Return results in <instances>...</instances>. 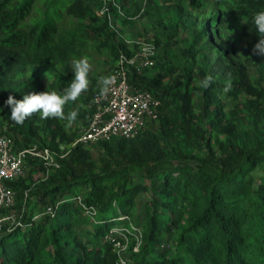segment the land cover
I'll return each mask as SVG.
<instances>
[{
	"label": "trees",
	"instance_id": "16d2710c",
	"mask_svg": "<svg viewBox=\"0 0 264 264\" xmlns=\"http://www.w3.org/2000/svg\"><path fill=\"white\" fill-rule=\"evenodd\" d=\"M105 1L0 0V133L16 149L46 146L40 132L54 134L60 118L33 113L17 125L4 103L10 95L22 100L38 93L46 72L65 89L74 62L101 45L115 59L130 52L108 16L97 13ZM113 5L114 19L127 22ZM148 6L172 28L170 40L182 30L188 43L183 74L172 76L164 91L155 88L150 69L131 76L132 84L161 99L159 121L135 137L96 143L106 156L101 165L77 143L41 184L23 177L10 182L22 225L0 230V264H120L107 236L132 225L127 235L140 232L141 243L135 250L134 235L126 264H264V55L250 21L264 0H152ZM156 61L154 67L158 54ZM228 86L234 97L249 96L246 116L239 105L226 111ZM91 208L93 224L82 234L78 219ZM35 212L41 213L36 219Z\"/></svg>",
	"mask_w": 264,
	"mask_h": 264
},
{
	"label": "built area",
	"instance_id": "2783aa9c",
	"mask_svg": "<svg viewBox=\"0 0 264 264\" xmlns=\"http://www.w3.org/2000/svg\"><path fill=\"white\" fill-rule=\"evenodd\" d=\"M111 1L119 9L120 5L115 0H106L97 13L100 16L107 15L111 28L117 31L110 10ZM119 12L127 17L124 11L119 9ZM119 34L121 33H118V36L130 45V52L121 51L116 58L108 77L107 91L102 90L94 97L93 115L80 137L74 141L73 146L77 143L92 145L115 137L132 138L144 131L150 123L158 122L160 119L161 99L152 90L137 87L130 81L134 73L143 75L156 65L158 46L155 41H130ZM70 149L64 150L63 146L53 148L39 144L16 149L13 138L7 133H0V230L6 225L9 228L22 225L17 213L13 210L17 192L9 183L25 176L29 159H37L44 166L45 174L48 176L53 168L60 166L59 160L66 157ZM27 195L28 191L26 197ZM79 201L81 202V199ZM87 211L93 215L96 213L92 208ZM46 212L52 213L53 208L49 207ZM40 215L41 213H37L34 219ZM130 227L133 228V225ZM119 229L122 234L119 233ZM129 232V227L122 226L113 229L107 236L108 239L115 241L120 264H126L122 251L127 247ZM117 235L122 236L125 239L124 242L117 240ZM134 235L136 240L134 249L138 250L141 233L136 232Z\"/></svg>",
	"mask_w": 264,
	"mask_h": 264
},
{
	"label": "rangeland",
	"instance_id": "374dc122",
	"mask_svg": "<svg viewBox=\"0 0 264 264\" xmlns=\"http://www.w3.org/2000/svg\"><path fill=\"white\" fill-rule=\"evenodd\" d=\"M119 9L124 11L127 17H130L127 22L123 19L118 18L117 20L113 17L114 27L117 29L120 36L127 38L130 41H155L158 46V63L156 67H153L148 72V76L154 82L155 88L159 92L164 91L165 87L171 84L172 76L181 75L184 72V67L187 65V57L184 55V49L188 46L187 41L182 30L179 35L170 40L172 28H165L164 23H160V18L157 12H151L148 4L152 0H117ZM170 2L172 0H153L156 3ZM115 6V5H113ZM148 8V10H147ZM149 11V13H147ZM135 17V18H132ZM121 38V37H120ZM97 43L100 44L103 40L102 37L98 36ZM157 41H160L159 43ZM170 45V50H166V43ZM100 51L91 50V56L83 60L87 61L90 65L89 70V87L87 91L81 94L78 99L73 102L69 101L68 110L65 114V118L59 120V130L53 133L40 132L39 140H45L46 145L55 147L53 142H57L58 146H63L64 150L71 148L74 141H76L82 130L89 124L90 119L94 112L93 99L100 93L105 87L104 80L110 75V71L115 62V56L112 54L109 46H100ZM64 88L57 84L56 79L50 73H44L42 81L38 86V91H57L61 92ZM223 102L226 106V111L230 113L236 106H240L242 109L240 112L241 116L247 115V108L245 104L249 99V96L242 92L237 97H234L229 93V86L224 88L222 94ZM78 113L75 121H69L66 117L72 112ZM4 121L3 115L0 113V123ZM5 128V127H4ZM66 135V136H64ZM37 142H34V144ZM92 151L94 159L98 165H101L103 160L106 158L103 150L97 144L87 145ZM46 176L45 170L39 161L30 158L29 163L26 164L25 178L27 183L30 185L41 184L42 179ZM147 195L144 196L146 199ZM39 207V206H38ZM14 212L19 213V207H14ZM36 214L38 212H35ZM93 214L86 211L81 214L78 219L79 227L83 230L81 233L86 234V228H90L93 224ZM120 221H116V225ZM119 226V225H118ZM128 226V225H127ZM8 225L4 226L7 228ZM122 227V226H120ZM130 227V226H129ZM126 232V231H125ZM121 233V229H119ZM122 234V233H121ZM120 234V235H121ZM134 235H127V247L122 251V255L126 262L128 261L131 250L130 246L133 243ZM168 247L166 244L162 248Z\"/></svg>",
	"mask_w": 264,
	"mask_h": 264
},
{
	"label": "clouds",
	"instance_id": "9594fccd",
	"mask_svg": "<svg viewBox=\"0 0 264 264\" xmlns=\"http://www.w3.org/2000/svg\"><path fill=\"white\" fill-rule=\"evenodd\" d=\"M252 25H254L255 33L260 37L259 42L256 45V50L259 54L264 55V10L257 11L250 17ZM89 70L90 65L87 61L81 59L74 62L73 73L74 79L71 84L63 89L61 92L43 91L32 92L24 95L22 100L16 99L14 96H9L4 102L6 106L10 108V116L12 121L17 125H23L33 113H37L41 118H65L64 108L69 101L75 102L82 93L87 91L89 87ZM105 88L107 91V85L109 80H104ZM204 86H208V81L204 82ZM3 109L0 108V111ZM78 113L72 111L66 118L69 121H75Z\"/></svg>",
	"mask_w": 264,
	"mask_h": 264
},
{
	"label": "crops",
	"instance_id": "0c3cea01",
	"mask_svg": "<svg viewBox=\"0 0 264 264\" xmlns=\"http://www.w3.org/2000/svg\"><path fill=\"white\" fill-rule=\"evenodd\" d=\"M132 18H135V17H132Z\"/></svg>",
	"mask_w": 264,
	"mask_h": 264
}]
</instances>
